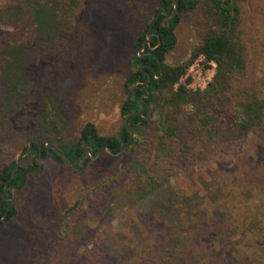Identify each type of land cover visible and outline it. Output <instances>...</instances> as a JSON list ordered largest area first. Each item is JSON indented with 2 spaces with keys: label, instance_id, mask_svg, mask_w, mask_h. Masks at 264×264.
<instances>
[{
  "label": "trees",
  "instance_id": "16d2710c",
  "mask_svg": "<svg viewBox=\"0 0 264 264\" xmlns=\"http://www.w3.org/2000/svg\"><path fill=\"white\" fill-rule=\"evenodd\" d=\"M250 1L179 0L173 16L160 13L150 29L151 33L155 32L151 39L155 56L143 54L131 58L142 79L146 76L140 70L141 65L154 69L146 84L149 97L141 100V91L132 85L135 77L128 76L123 89L127 95L124 86L130 87V95L119 106L122 121L117 130L103 135L92 122H85L71 143H59L64 128L55 121L67 100L59 105L60 95L54 88L49 92L45 88L64 78L59 75L62 72L70 84L63 87L58 81L56 89L61 87L68 91L72 79L66 69L73 61L66 60V55L55 58L54 49L51 45L44 46L41 36L51 37L54 28L67 27L69 19L65 12L78 6L79 0H7L0 5V16L7 17L10 21L6 24L11 27V30L0 31V144L6 146L13 138L20 140L19 155L32 140L41 148L39 154L38 144L32 141L11 180L16 158L6 154V159L0 163V194L15 200L17 192L30 189L29 207L35 216L34 225L26 231V242L17 246L20 259L15 264H21L22 259L23 264H108L107 253L101 246L85 247L81 251L75 247L72 240L82 229L80 214L89 219H105L120 201L138 202L150 197L197 163L240 155L250 135L264 134L263 85L253 71L261 49L250 23ZM174 3L175 0L158 1L134 43L138 50L156 14L160 10L171 13ZM182 14H193V29L199 42L184 60L166 63L165 54L175 46L174 31ZM70 51L71 48H67L66 52ZM34 56L39 59L35 68L40 75L45 74V78L44 82L28 87L25 64ZM199 56L215 64L206 87L195 90L182 84L175 87ZM82 57L77 54L74 60L80 61ZM155 57L160 62L161 72ZM143 69L149 71L147 66ZM32 71L35 74L34 68ZM147 108L149 113L145 118ZM134 111L139 113L127 118L133 137L121 151L129 138L124 119ZM46 144L62 151L68 162L77 160L84 150H90L93 156L99 151L101 156L92 158L86 152L77 163L68 165L51 148L46 149ZM42 159L48 160L41 163ZM55 164L68 169L70 178L88 176V184L75 189L76 199L61 211L55 209L44 187L43 190L36 187L41 175L55 173ZM109 164L113 165L107 167ZM168 203L160 202L153 209L150 223L158 226L151 230L152 240L147 248L138 247L132 252L133 264H230L231 251L248 234L264 231V218L258 215L250 217L242 226L224 220L218 225L214 221L213 232L192 220L182 224L183 218L175 213L172 203ZM8 204L9 201L0 196V216L4 215ZM15 214L13 204L5 220L0 221V228ZM210 233L212 240L208 241Z\"/></svg>",
  "mask_w": 264,
  "mask_h": 264
},
{
  "label": "rangeland",
  "instance_id": "374dc122",
  "mask_svg": "<svg viewBox=\"0 0 264 264\" xmlns=\"http://www.w3.org/2000/svg\"><path fill=\"white\" fill-rule=\"evenodd\" d=\"M6 1L0 0V5ZM158 1L79 0L78 6L65 12L69 19L67 27L54 28L55 33L51 37L41 36L44 46L49 48L51 45V49H54L55 58L66 55V60H71L70 63L73 61L70 68L68 65L66 69L72 79L68 91L61 87L58 91L56 89L58 81L62 82L63 87L70 84L67 75L59 71L57 73L65 77L51 82L50 87L45 85L47 92L54 88L60 95L57 101L59 105L68 101L65 107L61 105L64 109L55 120L64 128L63 134L59 135V143L73 142L85 122H92L103 135L113 134L117 130L122 121L119 106L126 97L123 84L137 69L131 60L133 56L139 55L134 43L153 15ZM248 11L252 24L249 25L256 31L261 49L253 71L263 85L264 92V0H251ZM193 20V14L180 16L174 31L175 46L165 54L166 63L184 60L199 42V36L193 29ZM9 21L7 17L0 16V31L11 30L6 24ZM67 48H71L69 53L66 52ZM77 54H82L83 59L74 60ZM38 61L34 56L25 64L28 87L44 82L45 74L40 75L35 68ZM206 70L202 62L198 61L192 72L195 78L200 73L201 80ZM200 80L190 82L191 87ZM19 143L20 140L13 138L11 143L6 142V146L0 144V152H3L0 163L6 159V154L18 157ZM47 160L42 159L41 163ZM53 170H56L53 175H41L36 180V187L40 190L44 187L55 209L61 211L76 199L75 189L88 184V176L81 179L74 178V175L72 179L68 169L60 168L58 164ZM31 197L28 188L16 193V214L0 228V264H15L20 259L17 246L26 242V231L35 221L29 207ZM160 202L168 205L172 203L175 213L183 218L182 224L192 220L207 226L211 232L215 229L211 228L214 221L218 225L224 220L242 226L254 215L264 218V134L250 135L240 155L197 163L150 197L138 202L120 201L105 219H89L80 214L78 218L82 229L72 241L79 251L85 247L101 246L107 253L108 264H133L132 252L138 247L147 248L152 240L151 230L158 225L150 223L151 215ZM114 234L118 235L113 238L111 235ZM210 240L212 233L208 238ZM65 250H68V246ZM229 258L230 264H264V231L256 235L248 234L231 251ZM23 262L22 259L19 263Z\"/></svg>",
  "mask_w": 264,
  "mask_h": 264
},
{
  "label": "water",
  "instance_id": "95a60500",
  "mask_svg": "<svg viewBox=\"0 0 264 264\" xmlns=\"http://www.w3.org/2000/svg\"><path fill=\"white\" fill-rule=\"evenodd\" d=\"M178 1H179V0H175V3H174V9H173V11H172L171 13H166L164 10H160V11L156 14V16H155V20L152 22L151 26H150V27L148 28V30L146 31V39L142 42V44H141V46H140V48H139V50H138L140 56L143 55V54H147V53H148V54H151V55H153V56H155L153 51H143L144 48H145L147 45L150 47V44H151L152 33L150 32V29H151V27L153 26V24L155 23V21H156V19L158 18V16H159L160 13L167 14V15L170 16V17L173 16V15L177 12ZM155 58H156V60H157V62H158V64H159V66H160V62H159L158 58H157V57H155ZM147 76H148V78H149V75H147ZM145 90H147V89L145 88ZM147 91H148V90H147ZM147 95L149 96V93H148ZM135 113H139V112L134 111V112H131V113H129V114H127V115L125 116L124 124H125V126H126L127 129H128V127H127V118H128L130 115L135 114ZM148 113H149V109L147 108V113L144 115L145 118L148 117ZM128 131H129V138H128L126 144L124 145V147L122 148L121 151H123V150L126 148L127 144L130 142V140H131L132 137H133V132H132V130L128 129ZM32 141H35V142H36V140H32ZM32 141H30V142L28 143V146H27L26 150H25L23 153H21V154L16 158V160H15V166H14V168H13V170H12L11 177H10L9 180H11V179L14 177L15 171L17 170V168H18V166H19V164H20V159H21L22 157H24V156L29 152V150H30V148H31ZM36 143L38 144L39 154H40V153H41V148H40V146H39V143H38V142H36ZM49 148H51L53 151H55V152H56V153L62 158L63 162H65V163L68 164V165H74L75 163H77V162H78V161H79V160H80V159L86 154V152H88L89 155L92 156V158L94 157V156L92 155V152H91L90 150H84V151L82 152L81 156H80L77 160L72 161V162H68V161L66 160L65 155H64V153H63L62 151L58 150L55 146H53V145H51V144H46V149H49ZM109 152H110L111 154H113V153L111 152V150H110ZM98 153H99V151L96 152V155H97ZM96 155H95V156H96ZM48 156H49V151L47 150V156H46V157H48ZM9 180H8V181H9ZM1 184H2V182H0V185H1ZM0 196L3 197V198L6 199V200H9V204H8L6 210H5L4 215H3L2 217H0V220H4V219L6 218L8 212H9L10 207L14 204V200H13L12 197H9V196H8V197H4V196L1 195V194H0Z\"/></svg>",
  "mask_w": 264,
  "mask_h": 264
},
{
  "label": "built area",
  "instance_id": "2783aa9c",
  "mask_svg": "<svg viewBox=\"0 0 264 264\" xmlns=\"http://www.w3.org/2000/svg\"><path fill=\"white\" fill-rule=\"evenodd\" d=\"M198 61L202 62V65L207 68V70L204 72L205 76H202V79L200 80V73H198V77L195 78V75L193 74L192 70L198 65ZM209 64L208 67H206V64ZM215 64L214 62H205L203 56H199L197 59H195L190 66L186 69L185 74L180 78V80L175 84V87L179 84L184 85L186 88L190 89H204L207 85V83L211 80L212 75L214 73ZM196 80H200L196 84V86L191 87L190 82H195Z\"/></svg>",
  "mask_w": 264,
  "mask_h": 264
},
{
  "label": "flooded vegetation",
  "instance_id": "af4514ba",
  "mask_svg": "<svg viewBox=\"0 0 264 264\" xmlns=\"http://www.w3.org/2000/svg\"><path fill=\"white\" fill-rule=\"evenodd\" d=\"M154 34H155V32H153ZM153 33H152V35H153ZM151 39H152V37H151ZM147 47V50H145V51H154V49H155V47L154 46H152L151 44H150V47L147 45L146 46ZM145 47V48H146ZM148 54V53H147ZM145 66H147V68H149V71L148 70H144L143 68L145 67ZM140 70L142 71V74L144 75V76H146V79H142V78H140V76L138 75V73H137V71H135V72H132L130 75H129V77H135V80H134V82L132 83V85L134 86V87H137L141 92H140V98H141V100H143V101H145L144 100V98H146V97H149L147 94H148V92H149V90H148V88L146 87V84H147V82L149 81V79H150V71H152V72H154V69L151 67V66H148V65H141L140 66ZM159 71L161 72L162 71V68H161V66H159ZM147 75H149V78H148V76ZM161 75V73L158 75V76H160ZM126 81H127V79H126ZM125 88H126V90L128 91L127 92V97H129V95H130V87H126V85L124 86ZM145 88L148 90H145ZM98 155V154H97ZM96 155V156H97ZM95 157V156H94ZM93 157V158H94ZM8 197V196H7ZM3 198V197H2ZM6 200V199H5ZM9 201V200H8ZM0 217H2V216H0ZM5 220V219H4ZM4 220H0V221H4Z\"/></svg>",
  "mask_w": 264,
  "mask_h": 264
}]
</instances>
